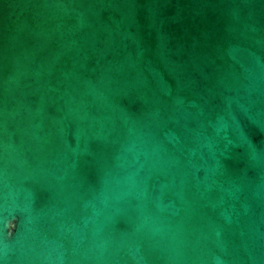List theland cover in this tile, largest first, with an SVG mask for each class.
<instances>
[{
	"label": "water",
	"instance_id": "1",
	"mask_svg": "<svg viewBox=\"0 0 264 264\" xmlns=\"http://www.w3.org/2000/svg\"><path fill=\"white\" fill-rule=\"evenodd\" d=\"M0 264H264V0H0Z\"/></svg>",
	"mask_w": 264,
	"mask_h": 264
}]
</instances>
